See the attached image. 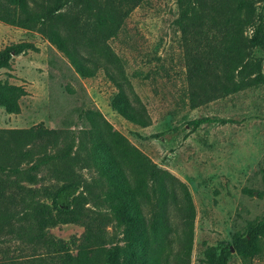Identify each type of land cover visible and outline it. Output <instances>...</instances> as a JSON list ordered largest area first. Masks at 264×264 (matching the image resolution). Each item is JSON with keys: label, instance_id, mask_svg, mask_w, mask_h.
Masks as SVG:
<instances>
[{"label": "trees", "instance_id": "trees-1", "mask_svg": "<svg viewBox=\"0 0 264 264\" xmlns=\"http://www.w3.org/2000/svg\"><path fill=\"white\" fill-rule=\"evenodd\" d=\"M142 1L0 0V22L36 30L81 77H92L103 66L115 88L110 107L124 120L145 127L148 113L121 84L118 58L107 44ZM174 4V23L185 49L189 108L263 83L264 0H174ZM27 50L36 47L30 42L3 46L0 68ZM107 65L116 68V74L109 73ZM25 94L21 85L0 81L5 113H17L18 99ZM82 116L88 123L84 133L88 147L81 153L78 141L74 149L72 135L63 136L42 124L0 129V236L14 233L19 239L35 238L40 245L44 233L37 229L48 222L59 218L82 227L72 241L73 252L48 243L29 260H0V264H169L173 241L177 245L173 264H188L194 208L186 185L156 167L98 112L85 110ZM216 122L231 120L204 116L186 121L191 129ZM73 166L91 169L92 175L81 178ZM41 169L60 182L51 194L54 215L24 196L15 179ZM255 194L264 202V185ZM231 249L242 261L264 252V206L243 233L218 247H206L197 262L227 264Z\"/></svg>", "mask_w": 264, "mask_h": 264}, {"label": "rangeland", "instance_id": "rangeland-1", "mask_svg": "<svg viewBox=\"0 0 264 264\" xmlns=\"http://www.w3.org/2000/svg\"><path fill=\"white\" fill-rule=\"evenodd\" d=\"M176 16L174 0H144L107 40L122 70L121 84L148 113L150 121L145 127L124 120L110 107L115 88L103 66L94 76L81 77L36 30L0 22V49L16 42H30L36 47L35 51L13 55L8 66L0 68V81L21 85L26 91L18 99L17 113H5L0 106V129L42 124L63 136L72 135L74 149L78 141L81 153L88 147L84 134L88 123L82 113L98 112L156 167L186 185L194 208L188 264H198L206 247L230 242L263 211L264 202L255 191L264 185V81L189 108L185 49L174 23ZM107 67L109 73L116 74V68ZM204 116L229 118L231 122L203 123L194 129L186 123ZM73 169L81 178L92 175L91 169ZM49 175L41 169L15 179L23 187L24 196L45 205L54 215L51 194L60 182ZM176 221L172 220L174 226ZM37 231L44 233L40 245L35 238L19 239L14 233L0 236V260H29L48 243L73 252L72 241L79 237L82 227L58 218ZM176 247L173 241L169 264L174 263ZM227 264H264V252L242 261L231 249Z\"/></svg>", "mask_w": 264, "mask_h": 264}]
</instances>
